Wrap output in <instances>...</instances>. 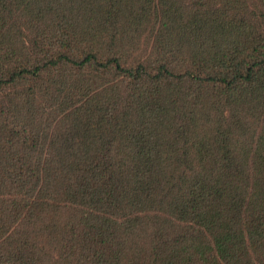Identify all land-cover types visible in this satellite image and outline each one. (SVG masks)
I'll return each instance as SVG.
<instances>
[{
  "label": "trees",
  "instance_id": "16d2710c",
  "mask_svg": "<svg viewBox=\"0 0 264 264\" xmlns=\"http://www.w3.org/2000/svg\"><path fill=\"white\" fill-rule=\"evenodd\" d=\"M0 264H264V0H0Z\"/></svg>",
  "mask_w": 264,
  "mask_h": 264
}]
</instances>
